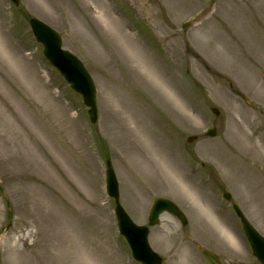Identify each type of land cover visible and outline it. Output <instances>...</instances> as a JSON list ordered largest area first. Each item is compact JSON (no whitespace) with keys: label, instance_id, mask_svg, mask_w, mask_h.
<instances>
[{"label":"rangeland","instance_id":"obj_1","mask_svg":"<svg viewBox=\"0 0 264 264\" xmlns=\"http://www.w3.org/2000/svg\"><path fill=\"white\" fill-rule=\"evenodd\" d=\"M31 17L91 75L94 123ZM106 160L161 264H261L232 205L264 237V0H0V264H140ZM158 197L187 223L149 225Z\"/></svg>","mask_w":264,"mask_h":264},{"label":"water","instance_id":"obj_2","mask_svg":"<svg viewBox=\"0 0 264 264\" xmlns=\"http://www.w3.org/2000/svg\"><path fill=\"white\" fill-rule=\"evenodd\" d=\"M13 1L15 4L18 3V0ZM29 23L37 40L43 44L45 57L60 71L67 82L70 83L71 87L82 95L84 104L88 106L89 117L92 122H95L97 119L96 87L91 75L72 52L61 46V38L56 30L34 17L29 19ZM187 23L188 22H185L183 27L186 26ZM241 96L243 97V95ZM211 110L214 114H218L216 108H212ZM206 134L214 135L215 127L212 126L208 128ZM195 137L196 136H189L187 140L192 141ZM106 163L108 166L106 171V190L116 201L115 213L118 228L120 233L125 236L133 257L141 262V264H161L162 257L155 252L148 243L147 226L136 224L117 202V180L110 166V161L107 160ZM223 197L228 200L230 194L228 192H223ZM232 207L240 219L253 253L257 259L264 264V237L248 222L236 204H233ZM165 211L177 217L183 225L187 223L186 216L174 202L167 198L160 197L153 201L149 209V225L157 224L160 220V214ZM201 253L209 264H224L216 255L206 249H201Z\"/></svg>","mask_w":264,"mask_h":264},{"label":"bare ground","instance_id":"obj_3","mask_svg":"<svg viewBox=\"0 0 264 264\" xmlns=\"http://www.w3.org/2000/svg\"><path fill=\"white\" fill-rule=\"evenodd\" d=\"M223 236H224V230H223Z\"/></svg>","mask_w":264,"mask_h":264}]
</instances>
